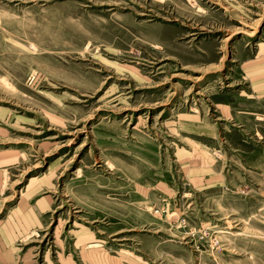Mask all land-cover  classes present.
Here are the masks:
<instances>
[{"label": "rangeland", "instance_id": "1", "mask_svg": "<svg viewBox=\"0 0 264 264\" xmlns=\"http://www.w3.org/2000/svg\"><path fill=\"white\" fill-rule=\"evenodd\" d=\"M0 264H264V0H0Z\"/></svg>", "mask_w": 264, "mask_h": 264}, {"label": "bare ground", "instance_id": "2", "mask_svg": "<svg viewBox=\"0 0 264 264\" xmlns=\"http://www.w3.org/2000/svg\"><path fill=\"white\" fill-rule=\"evenodd\" d=\"M95 245V244H94Z\"/></svg>", "mask_w": 264, "mask_h": 264}, {"label": "crops", "instance_id": "3", "mask_svg": "<svg viewBox=\"0 0 264 264\" xmlns=\"http://www.w3.org/2000/svg\"><path fill=\"white\" fill-rule=\"evenodd\" d=\"M91 244V243H90Z\"/></svg>", "mask_w": 264, "mask_h": 264}]
</instances>
